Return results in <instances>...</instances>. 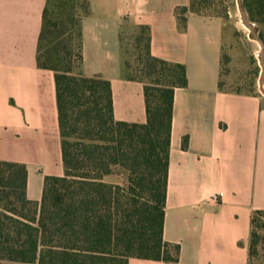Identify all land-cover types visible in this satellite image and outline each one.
<instances>
[{
	"label": "crops",
	"instance_id": "crops-1",
	"mask_svg": "<svg viewBox=\"0 0 264 264\" xmlns=\"http://www.w3.org/2000/svg\"><path fill=\"white\" fill-rule=\"evenodd\" d=\"M87 1L81 72L110 82L116 121L147 122L143 84L122 73L126 24L147 27L151 55L184 65L188 79L174 93L163 228L178 261L128 264H249L252 216L264 211V92L220 87L223 19L188 10L182 29L190 0ZM46 2L0 0V161L26 165L36 202L46 176L65 174L55 74L37 65Z\"/></svg>",
	"mask_w": 264,
	"mask_h": 264
},
{
	"label": "trees",
	"instance_id": "trees-1",
	"mask_svg": "<svg viewBox=\"0 0 264 264\" xmlns=\"http://www.w3.org/2000/svg\"><path fill=\"white\" fill-rule=\"evenodd\" d=\"M264 43V0H247ZM190 0L178 11L182 29ZM87 0H47L37 65L55 74L65 174L46 176L40 202L27 197V167L0 161V264H128L130 258L177 262L179 247L163 239L174 93L188 84L186 68L151 55L150 31L135 26L136 68L124 54L123 76L144 86L147 122L116 121L109 81L81 72V21ZM77 18L78 21H75ZM262 29V32H261ZM78 36L75 73L66 42ZM123 32V30H122ZM46 47V52H43ZM220 87L224 85L220 83ZM237 93H254L235 90ZM119 168L124 184L104 178ZM252 216L250 255L255 226Z\"/></svg>",
	"mask_w": 264,
	"mask_h": 264
},
{
	"label": "rangeland",
	"instance_id": "rangeland-1",
	"mask_svg": "<svg viewBox=\"0 0 264 264\" xmlns=\"http://www.w3.org/2000/svg\"><path fill=\"white\" fill-rule=\"evenodd\" d=\"M195 9L204 15L219 16L224 21V50L222 59V84L227 90L256 92L260 88V75L264 68V47L259 39L260 29L251 20L247 0H196ZM75 21H78L75 18ZM262 32V29H261ZM124 54L132 69L136 68L137 51L135 36L138 30L133 24H126L123 29ZM69 45L72 53L67 55L72 61L74 72L80 71L77 59L78 36L74 31L73 39L64 45ZM43 52H46V47ZM104 181L113 184H124L126 174L119 168H114L112 174ZM256 244L251 251L249 264H264V214L260 215L255 226Z\"/></svg>",
	"mask_w": 264,
	"mask_h": 264
},
{
	"label": "water",
	"instance_id": "water-1",
	"mask_svg": "<svg viewBox=\"0 0 264 264\" xmlns=\"http://www.w3.org/2000/svg\"><path fill=\"white\" fill-rule=\"evenodd\" d=\"M258 40L260 41L261 45L264 47L263 41L260 38Z\"/></svg>",
	"mask_w": 264,
	"mask_h": 264
}]
</instances>
